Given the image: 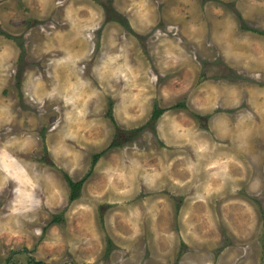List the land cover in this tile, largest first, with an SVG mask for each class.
I'll return each instance as SVG.
<instances>
[{
    "label": "rangeland",
    "instance_id": "374dc122",
    "mask_svg": "<svg viewBox=\"0 0 264 264\" xmlns=\"http://www.w3.org/2000/svg\"><path fill=\"white\" fill-rule=\"evenodd\" d=\"M0 106V264H264V0H0Z\"/></svg>",
    "mask_w": 264,
    "mask_h": 264
},
{
    "label": "crops",
    "instance_id": "0c3cea01",
    "mask_svg": "<svg viewBox=\"0 0 264 264\" xmlns=\"http://www.w3.org/2000/svg\"><path fill=\"white\" fill-rule=\"evenodd\" d=\"M5 62H6V60H5ZM5 62H2L3 66L5 65ZM241 91L244 92L246 90L241 89ZM252 91L253 90H249L247 92V96L250 95V97L253 98L255 91H253V92ZM237 93L238 94H235L233 92V90H230L229 88H223V87L220 88V90L217 92V97H220V99H222L221 100L222 108L219 110L217 109L218 101H216V104L213 106L212 101L209 98H207L206 92L199 93L201 95L198 97V99H195V101L192 102L194 109L197 111L196 113L206 114V115L208 114L210 119L208 121H206V123L201 122L200 126L196 125V129L200 130L201 127L202 128L208 127L209 130L210 129L214 130L216 133H218L219 131L222 133L223 129L228 128L229 126L230 127L240 126L241 125L240 123L235 124L236 119H234V117H237V116H234L233 115L234 113L229 112V110L234 109V108L238 107V105H239V101H240L239 100L240 99L239 94L240 93L238 91H237ZM10 116H11V113L7 112L6 106H0V128L5 127L6 123L10 119L9 118ZM202 116L203 115H200L199 119L200 118L202 119ZM232 123H234V124H232ZM189 125H190L189 127H193V125L191 123ZM231 125H233V126H231ZM200 131H202V130H200ZM198 136L201 138L200 142L203 143L204 146H206V147L210 146L211 147L212 145H214L213 141L211 139H208L207 135H203L199 132ZM234 141H238V140H234ZM7 143L10 145L12 143V140H10ZM206 143H208V145ZM1 145H3V143H1ZM9 145H7V144L4 145L6 147L5 148L6 149L5 155L6 156H0V180L7 179V178H9V179L13 178L14 177V175H13L14 171L13 170L18 169V166H20V164H19L20 162L18 160H16V157H14V151L7 153V149L10 148V147L7 148V146H9ZM12 149H13V146H12ZM235 149H236V147H235ZM197 153L199 154V152H197ZM3 157L7 158L8 161H5V159ZM206 157H209L208 153L205 156V158H203V156H198V157L196 156V158L200 159L201 162L203 161V159H207ZM210 165H212V164H210ZM26 166L27 165H24L23 167H26ZM208 167H210V166H208ZM203 169L206 170V167H204ZM172 172H173V174L176 173L175 171H172ZM189 185L191 186V184H189ZM192 185H194V183H192ZM191 188H194V186H192ZM196 200L197 199H192V201H196ZM125 224H126V222H125ZM114 228L117 229V226L115 225Z\"/></svg>",
    "mask_w": 264,
    "mask_h": 264
},
{
    "label": "trees",
    "instance_id": "16d2710c",
    "mask_svg": "<svg viewBox=\"0 0 264 264\" xmlns=\"http://www.w3.org/2000/svg\"><path fill=\"white\" fill-rule=\"evenodd\" d=\"M161 112H162V109H154L153 111H152V114H151V116H150V119L151 120H154V119H156L160 114H161ZM141 128H142V126H140V127H138V128H136V130L137 131H139V130H141ZM116 143V141H112V143L110 144V146L111 145H114ZM99 156H100V154L98 153V154H95L94 156H93V160H92V164H94L98 159H99ZM68 184H69V188H70V194H69V199L70 200H74V199H76L77 197H78V194H79V191H80V188H81V186H82V183H83V181H84V178H82L81 180H79V181H73V180H71L70 178H68ZM54 220H55V218H54ZM57 220V219H56ZM36 264V263H35ZM37 264H43L42 262H38ZM85 264H88V263H85Z\"/></svg>",
    "mask_w": 264,
    "mask_h": 264
}]
</instances>
